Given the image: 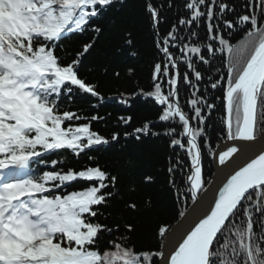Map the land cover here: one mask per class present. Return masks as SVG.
I'll use <instances>...</instances> for the list:
<instances>
[{"label":"snow or ice","instance_id":"snow-or-ice-1","mask_svg":"<svg viewBox=\"0 0 264 264\" xmlns=\"http://www.w3.org/2000/svg\"><path fill=\"white\" fill-rule=\"evenodd\" d=\"M114 3L115 0H0V264H117L118 261L155 264L153 255H163L138 253L134 246L119 243L113 245L115 251H99L100 234L111 229L90 218L98 215V206L106 205L107 197L112 195L103 190L109 187L106 181L115 186V176L100 167L56 170L66 163L62 159H52L51 170L32 167L49 164L46 159L49 155L63 157L67 153L79 157L86 149L100 150L109 144V139L92 131L89 123L66 126V122L80 117L68 110L61 111V99L65 95L69 100L76 92L99 96L96 86L86 83L79 75L81 58L95 41L85 44L71 63H65L57 51L62 41L89 27L100 34L102 29L93 21ZM184 6L190 10L191 18H181L179 25L198 27L203 21L208 33L206 39L219 40L222 51L226 48L232 53L233 48L219 34L220 24L216 21L222 20L229 30L246 32L248 39L228 66L226 87L221 86L227 114L224 124L228 140L255 141L257 126H264V0L255 3L248 0L244 6L247 14L237 13L223 0H184ZM147 10L154 23H158V9L149 3ZM226 12H232L236 20L224 19ZM196 37V31H189L185 37L172 26L161 49L166 63L154 65L155 90L146 94L163 106L160 121L178 118L182 125L181 135L187 137L190 159L186 191L194 202L204 185L202 145L198 142L204 128L192 127L190 120L196 119L204 125L200 105L207 102L202 98L188 102L193 117L181 107L178 85L181 80L191 84V80L188 73L182 77L178 72L170 76L169 65L173 69L177 65L169 41L179 43ZM127 43H132L130 38ZM180 50L196 80H201L202 74L193 66L192 56H199L207 64L202 47L192 39L191 43H183ZM206 51L212 53L215 48L208 44ZM160 77H170L167 94L162 91V84L156 82ZM223 79L221 76L211 87L216 89ZM207 107L211 109L215 105L207 104ZM130 120L128 117L125 123ZM170 127L172 130L166 133L169 136L175 130V126ZM147 128L145 124L135 131L141 133ZM118 139V134L111 137L112 141ZM171 145L185 148L180 139H172ZM238 152L247 155L242 148L228 146L219 153V163L225 165ZM249 160L243 165L234 164L239 170L220 189L214 207L173 245L165 264H264V150ZM168 171L172 173L174 168ZM151 180L145 177V182ZM78 181L91 182V186L70 190ZM180 215L184 216V212ZM127 229L131 231V225ZM167 231L165 227L159 229L161 236ZM226 231L231 239L225 238Z\"/></svg>","mask_w":264,"mask_h":264},{"label":"trees","instance_id":"trees-1","mask_svg":"<svg viewBox=\"0 0 264 264\" xmlns=\"http://www.w3.org/2000/svg\"><path fill=\"white\" fill-rule=\"evenodd\" d=\"M223 2L234 7L239 14L248 12L244 7L248 0ZM252 2L255 3V0ZM149 3L159 11L158 23H154L147 10ZM181 18H191L190 10L184 6V0H115L114 5L102 17L93 21L94 25L102 29L100 34L97 35L89 27L85 32L62 41L57 51L58 56L65 58V63H71L72 58L82 52L85 44L95 41L94 46L81 58L79 75L86 83L96 86L95 90L99 96L76 92L69 100L65 95L61 99V111L68 110L80 117L79 120L66 122V126L67 123H89L92 131L109 139V144L102 146L100 150L86 149L79 157L67 153L63 157L49 155L46 157L49 164L35 165L37 170H51L50 161L62 159L66 163L57 166L56 170L72 168L79 171L86 167H100L110 176L117 178L114 187L106 181L109 187L103 191L112 195L107 197L106 205L98 206V215L90 218L111 229L110 232L100 234L98 244L101 253L105 250L115 251L113 245L116 243L125 247L134 246L138 253H160L163 239L159 233L160 227L169 229L191 203L190 193L186 191L189 187L186 174L189 172L190 159L186 151V137L181 135L182 125L178 118L160 121L163 106L158 105L153 97L146 95L147 92L155 90L154 65L160 63L163 66L166 63L161 49L173 25L177 27L179 34L185 37L189 31H196L198 37L192 39L202 47V54L209 61L205 64L199 56H192L193 66L202 74V79L197 81L180 50L183 43H191L192 39L179 43L169 41V50L177 65L175 69L169 65L170 76L178 72L182 77L184 73H188L191 80V84L181 80L178 85L181 107L189 117H193L194 111L188 102L194 98H202L207 102L200 105L205 118L204 125L196 119L190 120L192 127L204 128L202 138L198 137V142L202 145L204 184H207L212 176V151L225 138V109L221 86L226 87L228 66L248 37L246 32L229 30L222 20L216 21L220 24L219 34L228 40L233 48V52L229 53L226 48L221 50L219 40L206 39V23L202 21L198 27L193 25L190 28L187 25H179ZM224 19L235 21L236 16L232 12H226ZM129 38L131 44L127 43ZM208 44L214 46V52L206 51ZM249 54L250 50L245 53L244 58ZM240 66L243 67V63ZM221 76L224 79L213 89L212 83ZM169 78L160 77L156 81L162 84L165 94L170 90L167 84ZM207 104H214L215 107L210 109ZM92 116L102 119L92 120ZM128 117H131V120L125 123ZM145 124L148 125L145 132L135 131L137 128H143ZM170 126H175L171 136L166 135L172 130ZM263 132L264 126L258 125L256 134ZM113 134H118L117 141L111 140ZM172 139H180L185 143V148L172 146ZM170 167L174 168L172 173L168 171ZM145 177H151V182H145ZM88 186H91V182L78 181L70 190H83ZM253 199H256L255 194ZM130 205H135V208ZM129 225L131 231L127 229ZM256 230L259 231L258 228ZM225 238L231 239L227 231ZM223 242L224 238L221 244ZM157 257L158 255L152 257L155 264H158ZM117 264L122 262L118 261Z\"/></svg>","mask_w":264,"mask_h":264},{"label":"water","instance_id":"water-1","mask_svg":"<svg viewBox=\"0 0 264 264\" xmlns=\"http://www.w3.org/2000/svg\"><path fill=\"white\" fill-rule=\"evenodd\" d=\"M226 115L225 108V117ZM257 137L253 142L230 141L227 139L225 127V139L215 147L211 155L212 177L206 185H203L202 191L197 194V200L195 202L192 200L188 205L184 211V216H181L163 236L160 252L163 255H159L158 264H165V258L172 252L173 245L181 240V237L195 222H198V218H202L211 207H214V201L218 198L220 189L231 175L239 170L234 167V164L243 165L245 162H250L249 158H255L256 154L264 150V133ZM228 146L242 148L247 152V155L238 152L232 160L227 161L225 165H221L219 163V153L227 150Z\"/></svg>","mask_w":264,"mask_h":264},{"label":"rangeland","instance_id":"rangeland-1","mask_svg":"<svg viewBox=\"0 0 264 264\" xmlns=\"http://www.w3.org/2000/svg\"><path fill=\"white\" fill-rule=\"evenodd\" d=\"M224 109H225V106H224ZM224 111H225V110H224ZM217 145H218V144H217ZM217 145H216V146H217ZM216 146H215V147H216ZM214 149H215V148H214ZM214 149H213V150H214ZM212 153H213V151H212ZM211 177H212V176H211ZM209 181H210V180H209ZM209 181H208V182H209ZM188 205H189V204H188ZM188 205H187V207H188ZM187 207H186V208H187ZM185 210H186V209H185ZM185 210H184V211H185ZM180 217H181V216H180ZM180 217H179V218H180ZM179 218H178V219H179Z\"/></svg>","mask_w":264,"mask_h":264}]
</instances>
